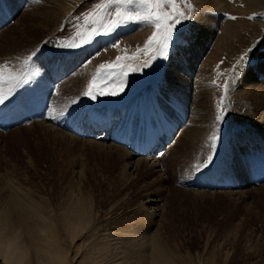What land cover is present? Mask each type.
Returning a JSON list of instances; mask_svg holds the SVG:
<instances>
[{
	"label": "rangeland",
	"instance_id": "374dc122",
	"mask_svg": "<svg viewBox=\"0 0 264 264\" xmlns=\"http://www.w3.org/2000/svg\"><path fill=\"white\" fill-rule=\"evenodd\" d=\"M45 1L0 0V227L22 264H47L49 243L67 264H160L155 241L172 264H264V179L248 172L264 168V0H156L183 13L166 58L144 50L149 21L108 31L117 10L143 14L138 0ZM118 56L127 76L108 87L124 91L83 95ZM65 84L77 94L55 97ZM149 133L155 150L132 151ZM77 199L89 220L71 241ZM38 213L57 237L40 240Z\"/></svg>",
	"mask_w": 264,
	"mask_h": 264
},
{
	"label": "bare ground",
	"instance_id": "6f19581e",
	"mask_svg": "<svg viewBox=\"0 0 264 264\" xmlns=\"http://www.w3.org/2000/svg\"><path fill=\"white\" fill-rule=\"evenodd\" d=\"M75 1H77V0H70L71 3L75 2ZM48 2H50V4H51V1H48ZM58 2H59L58 8H60L61 10L63 9L62 6L66 7L65 5H69V4H67L65 2V0H58ZM2 15H7V14H6V12H4V13L0 12V16H2ZM28 28L30 29L31 25H29ZM11 37H12V35H9L8 39H10ZM52 77L54 79V75ZM66 86L67 85L65 84V86L62 89L60 88L59 89L60 93L58 95L55 94L54 96L55 97H57V96L65 97L64 96V92H68L70 95L77 94L78 90H75V89L65 90ZM69 98L72 99L73 96H70ZM109 117L105 118V122L104 121L102 122V125L104 126V128H106L107 125L109 124V121H111ZM103 126H102V130H103ZM108 126L110 127V124ZM166 134H167L166 130L161 133V135H166ZM153 138H154V136H152L149 133V136L146 138V140L144 141V144L142 145L141 148H140V146L139 147L138 146L135 147V145H134L133 150L132 149L131 150L135 151V152L138 151L137 152L138 154H148L149 152L153 151V149L155 148L154 144L156 142L152 143ZM149 141H150V144L144 146ZM161 143H163V140H162ZM95 144H98V143H95ZM102 146H104V145H102ZM113 148L116 149V150H117V148H119L120 152L123 151L124 158H123L122 161L124 162L123 164H124L125 167L131 165V160L130 159H131V156H132V153H133L131 150L128 151L127 149H122L121 147L116 146V145L110 146V150L111 151H113ZM124 152L126 153V157H125V153ZM149 161L150 160L146 157V159H141L140 161L137 160L136 162H134L133 165L135 167V171L137 173H139V171L142 168H146L147 166H150V167L156 166L155 164H150L149 165V163H148ZM248 172H250L252 174V177L256 176V177H259L261 179H264V168L262 170H260V171H256L254 169V166H253L252 167V171L248 170ZM13 208L16 209V202H15V204L13 203ZM87 210H88V208H86L85 205L79 199H77V200L73 201L70 206H68V215H66L67 212H65V215H66L65 217H63V215H62L63 222H61L62 221V219H61L60 220L61 225H62L63 229L65 230L66 237H68L71 241L74 238L78 237L79 234L86 228L87 222L85 220H89V215H88L89 211L87 212ZM39 211L41 212L40 208H39ZM30 215H33V214H30ZM38 215L44 220L43 222L45 223L44 226L40 229V232L42 234L41 237H40V240L46 241L49 238L52 239V237H57L50 229V225H53V223L49 222V218L47 219L45 216L41 215L40 213H38ZM0 221H1V219H0ZM3 233H4V231L0 227V259L3 262L2 264H22V261L26 257V251L23 248L22 243H20L19 241H15V239L11 240L12 237L6 238V236ZM50 245L51 244L49 243V246ZM49 246H48V248H47V246H45L42 250H40L41 248L38 249V250H40V252H42V254L44 253L47 256L48 259H46L47 260L46 263L47 264H67L66 255L63 252L58 251L57 248L52 249L53 247L51 248ZM152 251L154 252V259L156 261H160V264H172V263H174L172 258L169 257L166 254L165 250L162 248V246H160L158 244L157 241H155L154 250H152Z\"/></svg>",
	"mask_w": 264,
	"mask_h": 264
},
{
	"label": "snow or ice",
	"instance_id": "6c2138e0",
	"mask_svg": "<svg viewBox=\"0 0 264 264\" xmlns=\"http://www.w3.org/2000/svg\"><path fill=\"white\" fill-rule=\"evenodd\" d=\"M113 4L119 9L124 5H131L136 0H111ZM139 4L144 6V12L141 14L137 12L135 15L130 13H123L119 10L115 13V18L112 21L111 26L108 28V31H112L117 25L127 23L128 21L135 20H146L149 21L156 31L148 37L147 42L144 45V50L147 52L149 48H154L155 53H158L159 58H166L168 55V50L170 46L174 43V33L177 30V25L181 23V18L183 13L174 12L170 16L168 14L157 15L155 9L159 8L161 5L156 0H138ZM169 4L173 3V0H167ZM106 10V9H105ZM103 19V17H101ZM167 19L168 23H162L163 20ZM95 23V20L92 21ZM87 42V41H86ZM77 47L80 45H76ZM35 55V53L33 54ZM157 55L153 54L151 59L154 60L158 58ZM121 57L116 58V62H108L107 64L101 63L97 68V73H99V78L93 76L92 80L87 86V90L83 95L88 96L90 99L95 100L98 96H116L124 91V87H108V84L112 82V79L117 74V71L123 75L127 76V72L124 71V68L127 65L119 66V61ZM150 64L146 61L142 67H148ZM103 70V71H101ZM136 69H133L135 71ZM3 100H0V103H3ZM51 119H58L57 116L50 117ZM219 120L220 117L218 116Z\"/></svg>",
	"mask_w": 264,
	"mask_h": 264
}]
</instances>
